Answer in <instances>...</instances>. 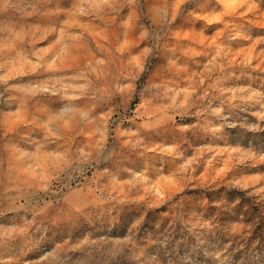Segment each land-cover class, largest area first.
<instances>
[{
  "label": "rangeland",
  "instance_id": "1",
  "mask_svg": "<svg viewBox=\"0 0 264 264\" xmlns=\"http://www.w3.org/2000/svg\"><path fill=\"white\" fill-rule=\"evenodd\" d=\"M262 157L264 0H0V264H111L124 237L52 221L112 196L165 207L181 167L184 192L251 204L264 254ZM185 219L200 234L201 213Z\"/></svg>",
  "mask_w": 264,
  "mask_h": 264
},
{
  "label": "clouds",
  "instance_id": "2",
  "mask_svg": "<svg viewBox=\"0 0 264 264\" xmlns=\"http://www.w3.org/2000/svg\"><path fill=\"white\" fill-rule=\"evenodd\" d=\"M220 127L203 126L201 131L213 137H226L228 133ZM261 159H264L262 157ZM162 163L167 164V161ZM187 172L181 167L178 175L175 199L169 195L170 204L155 208L161 199L155 192L149 193V199L138 196L134 201L127 197L112 196L98 204L87 213L75 219L52 221L51 228L57 232L74 231L78 234L94 232L101 236H120L125 243L117 254H110L111 264H183L181 251L192 250L202 258L203 264H239L240 260L259 257L258 264H264L262 246L257 248L247 239L251 227L246 218L253 215L252 206L247 201L240 203V193L228 195L212 191L184 192L190 176L180 175ZM199 181V178H197ZM246 182L233 180L230 188L245 187ZM264 191V188L260 189ZM229 199L235 203L229 204ZM211 201V203H209ZM182 204L183 215L173 213L165 215ZM155 208V210H151ZM201 213L202 231L193 235L185 217L191 212ZM41 237H35L31 243L36 245ZM48 249L41 246L40 251ZM240 255L237 256L236 254Z\"/></svg>",
  "mask_w": 264,
  "mask_h": 264
}]
</instances>
